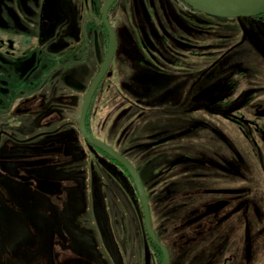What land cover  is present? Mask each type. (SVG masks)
<instances>
[{
	"label": "rangeland",
	"instance_id": "rangeland-1",
	"mask_svg": "<svg viewBox=\"0 0 264 264\" xmlns=\"http://www.w3.org/2000/svg\"><path fill=\"white\" fill-rule=\"evenodd\" d=\"M64 2L36 40V79L45 84L34 100L19 101L35 106L20 117L22 147L68 156L67 175L84 183L86 206L97 185L118 230L117 264H158L131 178L79 131L108 46L105 0ZM109 18L117 48L88 126L137 167L170 264H264V21L212 16L182 0H118ZM15 68L17 79L26 76Z\"/></svg>",
	"mask_w": 264,
	"mask_h": 264
},
{
	"label": "flooded vegetation",
	"instance_id": "flooded-vegetation-1",
	"mask_svg": "<svg viewBox=\"0 0 264 264\" xmlns=\"http://www.w3.org/2000/svg\"><path fill=\"white\" fill-rule=\"evenodd\" d=\"M65 1L64 5H74L72 0ZM62 3L53 0L54 16L48 20L43 14L45 0H39V4L38 0H0V31L8 33L6 40L0 39V264H117L113 240L118 230L112 222L111 208L102 207L97 185L91 183L92 204L86 206L84 183L78 178L71 181L67 175L68 156L54 159L51 154L22 147L18 131L21 115L32 113L35 107L21 108L19 101L34 100L45 84V80L36 79L37 37L48 36ZM255 18L264 21V13ZM14 53L18 57L8 56ZM19 64L26 76L17 79L15 67ZM71 83L82 88L79 83ZM260 113L264 115V108ZM111 161L119 166L115 159ZM52 165L56 168H47ZM72 195L76 196L73 205ZM146 239L151 243L147 232Z\"/></svg>",
	"mask_w": 264,
	"mask_h": 264
},
{
	"label": "water",
	"instance_id": "water-1",
	"mask_svg": "<svg viewBox=\"0 0 264 264\" xmlns=\"http://www.w3.org/2000/svg\"><path fill=\"white\" fill-rule=\"evenodd\" d=\"M116 0H105L101 10L102 22L107 29L109 42L108 49L104 60L93 77L82 101L81 111L79 115V130L84 139L91 145L102 150L110 157L118 161L130 174L134 186L136 188L140 205L143 212V221L145 230L155 246H157L162 253V263L170 264V251L169 248L159 239L158 235L153 229L151 220V211L149 200L147 197L146 189L142 180V177L134 165V163L120 154L117 150L111 147L106 142L93 136L87 127V116L90 105L94 98L95 92L100 85L101 81L107 74L110 65L114 59L117 48V33L115 27L109 20V10ZM184 3L192 7L193 9L209 14L216 17H256L264 13V0H182ZM44 17L51 20L54 16V4L53 0H45Z\"/></svg>",
	"mask_w": 264,
	"mask_h": 264
},
{
	"label": "trees",
	"instance_id": "trees-1",
	"mask_svg": "<svg viewBox=\"0 0 264 264\" xmlns=\"http://www.w3.org/2000/svg\"><path fill=\"white\" fill-rule=\"evenodd\" d=\"M102 22V21H101ZM102 25H103V23H102ZM103 27H104V25H103ZM104 29H105V27H104ZM106 30V29H105ZM87 119H88V117H87ZM87 126H88V120H87ZM93 149H95V150H98L99 152H101V153H103L104 155H106L107 156V158L108 159H110V160H114L112 157H110L108 154H106V153H104L102 150H100V149H98L97 147H95V146H91ZM133 162V161H132ZM119 164V167L120 168H122L123 170H124V172L130 177V174L128 173V171L120 164V163H118ZM136 189V188H135ZM151 245L153 246V248L157 251V255H158V264H161L162 263V253H161V250L157 247V246H155L154 244H153V242L151 241Z\"/></svg>",
	"mask_w": 264,
	"mask_h": 264
}]
</instances>
